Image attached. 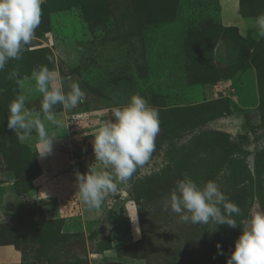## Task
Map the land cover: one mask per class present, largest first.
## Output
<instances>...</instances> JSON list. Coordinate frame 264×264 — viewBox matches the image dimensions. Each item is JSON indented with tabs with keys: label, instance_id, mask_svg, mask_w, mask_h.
Instances as JSON below:
<instances>
[{
	"label": "rangeland",
	"instance_id": "obj_1",
	"mask_svg": "<svg viewBox=\"0 0 264 264\" xmlns=\"http://www.w3.org/2000/svg\"><path fill=\"white\" fill-rule=\"evenodd\" d=\"M41 8L34 39L0 71V243L20 255L0 264H226L250 216L264 210V39L255 24L264 0H44ZM40 66L59 72L65 92L75 82L85 93L71 110L55 107L59 126L41 110L31 75ZM133 94L159 113L156 147L105 197V211L83 218L75 194L41 196L32 142L7 126L10 102L25 96L56 136L49 155L65 171L51 181L68 178L65 190L89 167L111 171L95 160L93 135ZM185 176L215 181L241 210L237 227L182 222L167 201Z\"/></svg>",
	"mask_w": 264,
	"mask_h": 264
},
{
	"label": "clouds",
	"instance_id": "obj_2",
	"mask_svg": "<svg viewBox=\"0 0 264 264\" xmlns=\"http://www.w3.org/2000/svg\"><path fill=\"white\" fill-rule=\"evenodd\" d=\"M44 0H0V71L10 59H20L25 46L35 37L41 22ZM257 38L264 39V13L255 19ZM12 76H16L15 71ZM36 89L42 94L41 110L51 125L59 126L55 107L71 110L83 101L85 93L78 83L68 85L64 91V79L59 72L40 66L32 71ZM112 120L104 122L93 135L94 158L111 171H97L89 167L87 173H76L78 193L90 209H99L109 193L117 191L119 183L127 182L139 166H143L156 147L159 133V113L139 94L130 96L121 107H113ZM9 129L17 133L21 143L28 141L33 131L40 145L39 155L52 152L53 138L39 115L26 108V97L17 96L8 105ZM171 210L182 222L192 224L227 225L237 227L233 215L240 208L230 202L215 181L202 186L185 176L176 182L167 201ZM167 210V208H165ZM220 248V245H216ZM222 254V253H221ZM226 264H264V210L254 212L246 227L234 241V248Z\"/></svg>",
	"mask_w": 264,
	"mask_h": 264
},
{
	"label": "crops",
	"instance_id": "obj_3",
	"mask_svg": "<svg viewBox=\"0 0 264 264\" xmlns=\"http://www.w3.org/2000/svg\"><path fill=\"white\" fill-rule=\"evenodd\" d=\"M36 139H38V137H37V133L34 130V133H32V136L29 140H31L32 142L31 146L37 154V161H38V165L40 169L39 173L35 177H33V180H32V185L36 189V191L39 194H41V196H49L50 198H56V197L58 198L60 196L61 197L65 196V195H62L63 192L64 194L68 192L71 194L72 193L75 194L78 201H81L80 203H77L76 205L79 210L78 212L81 213V216H83V218H88L90 216H95L97 214L104 212L106 209V205H105L106 199L102 201L99 209H95V208L90 209L88 206L84 204V202L82 201L78 193L76 177H73L74 183L76 182V189L71 187L74 185L73 183V185H69V189L66 188L64 190V188L69 184L68 178L65 179L64 181L60 180L59 182L51 181L52 178H55V177L57 178L60 174L64 175L63 172L65 171L64 170L65 166L61 165V160H59L58 162H55L57 157L54 159L49 154L44 157H41L38 154L40 151V145L39 143L35 142ZM54 148L55 147L52 144V149ZM96 170L102 171L100 166H97ZM126 210H127V207L125 206L123 213H126ZM19 260H20V255H19V252L14 247V245L0 244V263H17L19 262Z\"/></svg>",
	"mask_w": 264,
	"mask_h": 264
},
{
	"label": "trees",
	"instance_id": "obj_4",
	"mask_svg": "<svg viewBox=\"0 0 264 264\" xmlns=\"http://www.w3.org/2000/svg\"><path fill=\"white\" fill-rule=\"evenodd\" d=\"M7 110H8V109H7ZM6 112H7V111H6ZM13 173H14V172H13ZM17 181H18V180H17ZM0 244H8V243H5V242H4V243H0Z\"/></svg>",
	"mask_w": 264,
	"mask_h": 264
}]
</instances>
